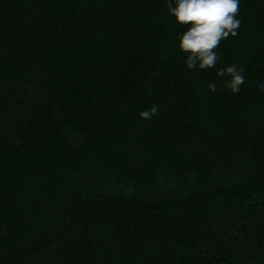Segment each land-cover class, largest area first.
Segmentation results:
<instances>
[{
    "label": "trees",
    "instance_id": "trees-1",
    "mask_svg": "<svg viewBox=\"0 0 264 264\" xmlns=\"http://www.w3.org/2000/svg\"><path fill=\"white\" fill-rule=\"evenodd\" d=\"M239 2L188 69L167 0H0V264H264V0Z\"/></svg>",
    "mask_w": 264,
    "mask_h": 264
},
{
    "label": "clouds",
    "instance_id": "clouds-1",
    "mask_svg": "<svg viewBox=\"0 0 264 264\" xmlns=\"http://www.w3.org/2000/svg\"><path fill=\"white\" fill-rule=\"evenodd\" d=\"M170 15L176 23L187 26V30L179 36V48L187 54L188 69L199 66L200 69L214 68L220 59L216 49L230 35H238L241 20L239 0H167ZM243 69L236 64L221 68L216 72L218 77H231L225 86L233 93H239L244 84ZM211 92L217 91L215 82L209 83ZM264 90V83L259 85ZM159 108L152 105L139 113L140 118L151 120Z\"/></svg>",
    "mask_w": 264,
    "mask_h": 264
}]
</instances>
